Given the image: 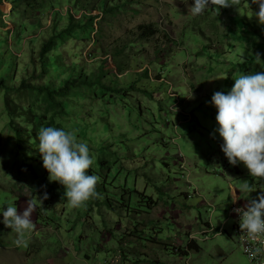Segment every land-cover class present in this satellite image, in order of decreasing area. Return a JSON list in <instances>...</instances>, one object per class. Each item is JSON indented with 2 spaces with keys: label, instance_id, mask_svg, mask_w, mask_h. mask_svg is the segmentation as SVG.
<instances>
[{
  "label": "rangeland",
  "instance_id": "1",
  "mask_svg": "<svg viewBox=\"0 0 264 264\" xmlns=\"http://www.w3.org/2000/svg\"><path fill=\"white\" fill-rule=\"evenodd\" d=\"M0 12V206H36L26 246L0 223V264H250L231 220L201 234L209 217L223 222L228 190L211 95L264 71L253 57L264 61V27L248 0L196 17L181 0H1ZM48 39L56 45L41 55ZM67 80L77 85L56 98V113L35 87ZM47 126L73 130L90 149L99 196L79 208L42 167ZM237 167L243 177L232 185L256 181ZM190 211L206 223L188 238Z\"/></svg>",
  "mask_w": 264,
  "mask_h": 264
},
{
  "label": "clouds",
  "instance_id": "2",
  "mask_svg": "<svg viewBox=\"0 0 264 264\" xmlns=\"http://www.w3.org/2000/svg\"><path fill=\"white\" fill-rule=\"evenodd\" d=\"M193 17L214 8L236 10L241 0H181ZM254 5L253 9L250 7ZM251 17L264 27V0H248ZM256 63H264L261 53L254 55ZM227 92L216 91L211 95V105L216 109L214 133L222 143L220 149L230 165L242 164L248 175L264 182V71L242 72ZM37 150L42 167L50 181L63 186V196L72 208H79L99 196L96 191L100 177L89 174L93 158L86 142L80 140L73 130L47 126L38 133ZM262 184V183H261ZM257 185L248 181L241 183L239 193L245 197L255 191ZM261 189V188H260ZM47 199L45 193L39 202ZM235 201L236 199H232ZM35 204L28 202L22 212L14 204L0 206V223L10 228L16 238V246L27 245V234L35 229L31 214ZM239 214V227L253 239L264 238V190L255 198H249L243 207L234 209Z\"/></svg>",
  "mask_w": 264,
  "mask_h": 264
},
{
  "label": "built area",
  "instance_id": "3",
  "mask_svg": "<svg viewBox=\"0 0 264 264\" xmlns=\"http://www.w3.org/2000/svg\"><path fill=\"white\" fill-rule=\"evenodd\" d=\"M247 200H240V201H233L227 210L223 214V222H218V227L216 228L210 220V217L207 221L208 226L204 230L201 231L203 234L202 240H207L210 236L211 232H214L213 235L215 236L220 234L225 224L231 220V229L233 230L234 236L237 240L241 251L246 255L250 264H264V238L261 239H253L250 237L244 230L240 229L239 227V214L234 211V209L243 207ZM208 204V203H207ZM214 211V206H212V210H210V215ZM217 230V231H216Z\"/></svg>",
  "mask_w": 264,
  "mask_h": 264
},
{
  "label": "trees",
  "instance_id": "4",
  "mask_svg": "<svg viewBox=\"0 0 264 264\" xmlns=\"http://www.w3.org/2000/svg\"><path fill=\"white\" fill-rule=\"evenodd\" d=\"M1 3V0H0ZM1 14V12H0ZM92 20V18H91ZM139 28L144 29L143 34H145L147 27L145 25H140ZM148 33H146L148 36L153 34L154 32L148 29ZM56 45V42L53 41V39H48L47 41L44 42V44L42 45V50H41V55L46 54L47 52H49L54 46ZM3 81L0 80V83H2ZM77 85V83L75 82V80H67L64 82L63 85H61L60 87H58L57 89H51L50 87L47 86H38L35 87V89L39 90L43 96L45 97V99L50 103V105L52 106H58L59 110L56 111V113H63L64 110V102L61 100H57L56 98H64L65 96H67L69 94V92L72 90L73 87H75ZM23 87H29V85H27L25 82L22 83ZM15 136H16V142L18 143L20 148L22 147V143H23V137L22 135L19 133V129L16 128L15 129ZM187 249H192L195 248L196 251L199 250V247L194 243L193 240H189L187 242ZM175 253L177 254H185L186 251L183 249H180L179 247H175Z\"/></svg>",
  "mask_w": 264,
  "mask_h": 264
},
{
  "label": "crops",
  "instance_id": "5",
  "mask_svg": "<svg viewBox=\"0 0 264 264\" xmlns=\"http://www.w3.org/2000/svg\"><path fill=\"white\" fill-rule=\"evenodd\" d=\"M222 166L224 167L223 159H222ZM225 166H226L225 169L222 170V176L225 179H227V181H228V190H227L226 193H224L222 195V203H220V206H219V210L221 211L220 212L221 217H222V214H224V212L227 210V208L233 202L232 199H236L235 201H240V200H246V199H249V198H255L256 197L254 192L249 193L248 197H245L244 193H239V188H240V185H241V181L240 180L237 182V184H236L237 186L236 185L234 186V185L231 184L232 181H236L238 178H240V177L242 178L243 177L240 174L241 171L243 172V170H241L239 167H237V165H230L228 163V161H226ZM253 183H255L257 185V188L255 190L256 192H259L260 190L264 189V186H262V184H261V183H264V182L260 183V181H254ZM198 206H199V204H198ZM188 217L190 218V220L192 222V227H194V224H196V222L194 220L192 221V219H191V218H193L192 214H191V211L186 213L185 218H188ZM185 220L188 221V219H185ZM196 220H198V218H196ZM188 222H190V221H188ZM201 222L206 223V221L200 219L199 223L196 224L197 225L196 227H194L192 229H189L188 233L186 232L187 235H188V238H189V236L191 234L197 232L198 229H200L199 227L201 226ZM193 229H196V230L193 231ZM182 258H183L182 256L181 257L178 256L179 260L182 259Z\"/></svg>",
  "mask_w": 264,
  "mask_h": 264
}]
</instances>
